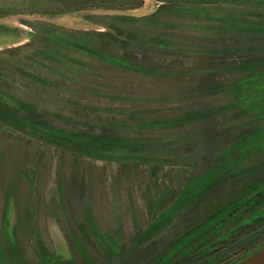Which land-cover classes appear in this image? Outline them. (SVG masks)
Returning <instances> with one entry per match:
<instances>
[{
  "label": "rangeland",
  "instance_id": "obj_1",
  "mask_svg": "<svg viewBox=\"0 0 264 264\" xmlns=\"http://www.w3.org/2000/svg\"><path fill=\"white\" fill-rule=\"evenodd\" d=\"M259 1L0 0V17L10 16L0 20V105L18 111L8 94L34 121L144 145L102 161L0 124V264H17L6 239L34 259L37 236L61 260H82L76 239L101 263L110 259L99 239L119 245L115 263L150 255L193 222L197 210L173 212L209 169L236 158L233 174L256 169L228 181L226 193L264 177V151L224 155L247 132L240 127L252 121L250 101L262 86L241 108L216 88L261 55L264 35L250 30L264 25ZM59 11L72 14L58 24L37 18ZM212 107L228 108L205 123L175 120ZM157 221L166 222L161 231Z\"/></svg>",
  "mask_w": 264,
  "mask_h": 264
},
{
  "label": "trees",
  "instance_id": "obj_2",
  "mask_svg": "<svg viewBox=\"0 0 264 264\" xmlns=\"http://www.w3.org/2000/svg\"><path fill=\"white\" fill-rule=\"evenodd\" d=\"M258 12H264V0L258 3ZM37 18L42 21L57 23L63 17L72 12H42L37 13ZM259 14V13H258ZM262 17L263 13L260 14ZM10 17H0V20ZM260 35H264V25L250 29ZM12 40V39H11ZM261 55L247 59L237 64L239 77L229 84H220L216 88L228 92L234 100V107L241 108L250 100L249 96L253 88L262 86L253 99L250 101L249 116L252 121L245 122L240 127L246 133L241 135L224 152H242L245 155L248 150L264 151V45L259 48ZM114 63L122 64L133 70L143 71L136 64L125 63L117 59L111 60ZM40 80L38 77H34ZM43 81V80H42ZM0 93L2 91L0 90ZM6 94V93H4ZM15 103L18 111L0 105V124L4 127L29 133L47 143L59 148H68L70 151L83 154L87 157L102 161H120L125 155L136 148H143L144 145L135 140H112L101 135H88L85 133L68 132L54 128L44 122H37L23 115L21 110H29V106L18 98L6 94ZM228 107H212L190 110L179 115L175 120L182 124L205 123L218 118ZM245 112L247 109L243 108ZM252 143L251 149L241 147L243 144ZM240 146V147H239ZM242 160L244 157L242 156ZM240 158L231 162H221L210 170V178L195 194L185 200L174 215L183 211L197 210L193 222L187 225L182 232L173 237L170 243L161 248H153L150 255L133 257L123 263H115L117 243L112 239H99V247L110 259L101 263L97 258L90 255L84 249L80 241L76 243L80 250L82 260H61L56 258L46 247L40 236L36 238V252L34 259L21 255L12 240L6 239L9 253L15 258L17 264H238L250 255L264 247V177L250 181L239 191L225 192L226 183L237 177L248 178L256 171L252 166L244 168L233 174L232 168L240 164ZM160 200V199H158ZM154 204L158 207L159 201ZM200 213L199 218L196 214ZM202 212V213H201ZM173 214L171 216H173ZM200 219V220H199ZM199 220V222H198ZM157 229L161 231L165 221L155 222ZM157 230V231H159ZM156 231V230H154ZM152 231V234L154 233ZM156 231V232H157ZM103 241V242H102ZM96 243V245H97ZM241 248L237 257H232L234 250ZM2 257V255H1ZM1 264H6L1 262Z\"/></svg>",
  "mask_w": 264,
  "mask_h": 264
},
{
  "label": "water",
  "instance_id": "obj_3",
  "mask_svg": "<svg viewBox=\"0 0 264 264\" xmlns=\"http://www.w3.org/2000/svg\"><path fill=\"white\" fill-rule=\"evenodd\" d=\"M238 264H264V247Z\"/></svg>",
  "mask_w": 264,
  "mask_h": 264
}]
</instances>
